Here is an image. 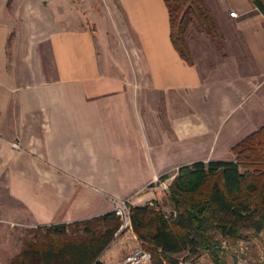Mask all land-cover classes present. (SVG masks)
Instances as JSON below:
<instances>
[{
	"label": "crops",
	"instance_id": "0c3cea01",
	"mask_svg": "<svg viewBox=\"0 0 264 264\" xmlns=\"http://www.w3.org/2000/svg\"><path fill=\"white\" fill-rule=\"evenodd\" d=\"M69 2L82 10L0 0V264L15 255V226L146 202L161 175L232 160L264 126V15L247 0H220L222 53L187 39L190 63L163 0ZM117 252L112 240L100 260L119 263Z\"/></svg>",
	"mask_w": 264,
	"mask_h": 264
},
{
	"label": "trees",
	"instance_id": "16d2710c",
	"mask_svg": "<svg viewBox=\"0 0 264 264\" xmlns=\"http://www.w3.org/2000/svg\"><path fill=\"white\" fill-rule=\"evenodd\" d=\"M163 1L171 43L190 63L189 26L194 24L216 41V24L204 0ZM247 1L264 15V0ZM231 152L232 160L193 162L157 179L173 176L164 203L175 211L174 218L164 217L156 199L130 206L131 230L150 252V264H176L182 252L204 249H209L214 264H227L218 249L210 248L222 238H244L264 228V126L236 143ZM119 225L110 211L86 220L30 228L7 264H105L100 256Z\"/></svg>",
	"mask_w": 264,
	"mask_h": 264
},
{
	"label": "built area",
	"instance_id": "2783aa9c",
	"mask_svg": "<svg viewBox=\"0 0 264 264\" xmlns=\"http://www.w3.org/2000/svg\"><path fill=\"white\" fill-rule=\"evenodd\" d=\"M230 16H235L234 11H230ZM112 210L120 220L117 233L131 230L130 206L133 205L131 197L119 199L110 198ZM152 204L151 202H149ZM164 217L174 218L175 211L162 209ZM219 250V256L229 258L235 264H264V228L257 233H250L244 238L230 239L222 238L218 246L210 249ZM151 255L142 247L134 248L123 260L117 264H150ZM176 264H214L209 255V249L196 252L186 250L177 256Z\"/></svg>",
	"mask_w": 264,
	"mask_h": 264
},
{
	"label": "rangeland",
	"instance_id": "374dc122",
	"mask_svg": "<svg viewBox=\"0 0 264 264\" xmlns=\"http://www.w3.org/2000/svg\"><path fill=\"white\" fill-rule=\"evenodd\" d=\"M60 1L62 2V6L63 7L65 6L66 10L69 12L79 13V11L82 10L83 6H81V7L77 6V10H75V6L73 4L74 9L72 11H70V9H68V8H69V4H71V2H69V0H60ZM204 4H205L206 8L208 9L211 17H213L215 19V21L217 20L215 24H216V30L218 33V38L216 39V41H212L203 31H201L197 26H195L193 24V25H190L188 30H187L186 39H188V41L191 43V45L194 47V49H202V48H205L208 46H212L213 48L218 50V52L221 54L222 50H223V48H222L223 45H222V40H221L220 36L222 34L221 30L225 27V25H222L221 22L218 21L220 18L217 17V15L219 16L221 11H222L221 6H220V0H204ZM225 29H227V27H225ZM210 43H211V45H210ZM172 177L173 176L170 175L169 178H167L166 180L161 181V182H158L156 180L152 184L146 186L143 189L142 194L146 193V192H151L152 193L151 194L152 199H156L158 201V203L161 205V207H163L166 210H169V207L164 202H165V194L167 191L166 190L167 184L172 179ZM138 196H141V194ZM138 196H136V197H138ZM136 197L131 198V201L134 205H138V203H141V204L145 203L144 200H139L138 202H136ZM152 199H150V200H152ZM13 229L14 230H12V232H10V235L12 236V241H13L12 243L14 244L13 245L14 252H15V254H17L21 248V238L23 237V235L26 234L27 230L30 228L22 227V229H21L20 226H15V228H13ZM113 240H115V244H117L118 252L116 254V260L118 262H121L123 260V258L127 254H129L134 248H136V247L144 248L138 242V240L136 239V236H133L132 230L127 229L125 231L117 233L114 236ZM8 251L9 250L6 246L2 247V252H3L2 255L6 254V252L8 253ZM101 256H102V254H101ZM101 256H100V259H101ZM224 260H225V263H227V264H233L234 263L229 258H224Z\"/></svg>",
	"mask_w": 264,
	"mask_h": 264
}]
</instances>
